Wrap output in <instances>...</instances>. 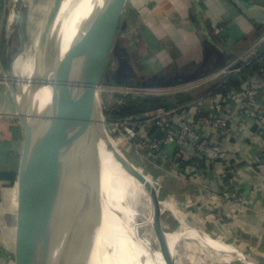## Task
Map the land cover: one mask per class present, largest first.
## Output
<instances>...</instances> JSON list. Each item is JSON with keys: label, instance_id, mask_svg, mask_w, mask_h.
I'll use <instances>...</instances> for the list:
<instances>
[{"label": "crops", "instance_id": "obj_1", "mask_svg": "<svg viewBox=\"0 0 264 264\" xmlns=\"http://www.w3.org/2000/svg\"><path fill=\"white\" fill-rule=\"evenodd\" d=\"M135 12L134 25L140 36L135 51L141 60L153 64L158 62L153 59L167 53L178 68L191 64L196 70H205L207 73L198 78H205L203 83L233 64L237 56L264 31V0H202L200 3L193 0H127L123 14L135 15ZM19 13L15 0H0V115L10 112L12 107L8 104L11 96L4 77L10 69L7 63L12 62L16 46ZM147 16L169 20L165 40L152 36L146 38L142 26L147 22ZM216 26H224V30L214 34ZM147 54L150 55L149 60L144 56ZM237 99L233 97L228 104V108L234 111H229L230 115L234 116L239 107ZM234 118L236 132L230 139L221 141L213 128L205 131L214 142L221 141L229 154L238 159L241 168L238 183L244 193L243 201L235 203L221 197L223 169L217 165L211 166V173L191 175L184 180L166 172V194L174 205L191 208V214L197 217L204 230L212 233L216 242L232 247L235 256L252 264H264V140L255 133L252 123L245 121L239 126L242 120ZM1 119L0 124L5 122ZM186 154L187 159L194 155L191 146ZM9 156L12 162L4 165L3 151H0V173L6 168L16 170L18 160L13 157L18 154ZM15 193H18L15 185L7 186L0 180V264H13L14 252L10 245L14 244L17 228ZM169 211L172 212L171 209ZM175 219L172 224H182L181 219L180 222L179 218Z\"/></svg>", "mask_w": 264, "mask_h": 264}, {"label": "water", "instance_id": "obj_2", "mask_svg": "<svg viewBox=\"0 0 264 264\" xmlns=\"http://www.w3.org/2000/svg\"><path fill=\"white\" fill-rule=\"evenodd\" d=\"M126 3L127 0H102L84 23L78 43L77 68L70 71L43 160L32 153L28 117L16 101L11 68L5 74L25 128V147L18 171L20 197L16 230L18 237L28 235L30 244L23 246L17 241L16 264H84L87 251L94 247L103 213L101 182L91 171L85 170L83 160L75 153V145L85 147L93 127L99 84L113 51ZM15 5L21 12V0H15ZM205 73L198 70L192 75L178 74L168 81L161 76L158 83L149 79L151 82L143 87L182 84L201 78ZM135 173L151 198L153 228L161 242L163 259L166 264H172L161 223L159 198L145 176L137 170ZM95 209L99 212L98 220Z\"/></svg>", "mask_w": 264, "mask_h": 264}, {"label": "rangeland", "instance_id": "obj_3", "mask_svg": "<svg viewBox=\"0 0 264 264\" xmlns=\"http://www.w3.org/2000/svg\"><path fill=\"white\" fill-rule=\"evenodd\" d=\"M9 1L11 2V0ZM53 7L54 0H21V12L18 17L19 20L16 23L19 29L16 34V46L14 48V54L12 55V62L7 63L12 71L11 83L15 91L19 94L23 92V88L27 85L28 80L26 77L27 73H24L16 65V61L19 58H28L33 63L34 54L37 52V39L40 33H42L45 20ZM136 12L135 15L132 13H128L130 14L128 16L125 13L123 14L113 51L98 88L99 110L103 116L107 135L118 151L123 154L124 158L138 172L145 176L157 194L162 214L161 223L163 225L164 235H166L169 244V257L172 260V264H235L239 262L240 264H249V261L247 262L245 259L235 256L232 247L224 245L221 242H216L217 240L213 234L204 230L200 222L197 221V217L191 214V208L185 209L181 205L173 207L167 203V201L169 202V198L166 194L164 183V174L166 171H157L155 166L131 145L132 141L126 133L127 129H133L134 126V132L142 129L144 127L143 122L147 120L145 116L150 112H146L140 116L129 115L118 119L113 115V112L117 108L123 106L127 99L133 97L156 96L161 98L159 104H172L171 107H174L173 105L178 101H184L188 98L193 101L209 92L212 89L211 87L223 82L227 77L223 74L219 76L213 75L210 77L212 80L208 82L203 83L200 80V83L194 82L191 84L192 86H186L185 88L187 90L183 93V89L180 86L175 87V85L143 87V85L151 82L149 79H152L153 83H158L159 77L162 76L168 81L177 76L178 71L183 69L186 71L190 69L192 71L191 69H195V67L190 64L178 68L170 61L167 53L161 54L158 58L153 59L154 61H158L153 64L143 62L141 60L142 57L136 54L135 51L137 49L136 41L140 38L138 36L139 31H136L137 28L134 25ZM169 25V20H166V17L156 19L153 16H147V22L143 24L142 29L145 31L146 38L152 36L153 38L158 37L159 40H165ZM46 31L50 34L48 29ZM43 53L44 50L41 51V54L37 52L34 60L36 63L43 62ZM144 56L149 60L150 55L147 54V56ZM156 64H158V68H156ZM10 96L11 99L8 100V104L12 106L10 112L7 111L4 115H0V119L3 118L5 120L4 123L0 124V151H4L7 148L9 155L13 154L14 156V153L18 154V156L13 157V159L18 160V165L16 166V170H18L16 171L12 168L18 174L25 147V128L17 114V104L11 91ZM33 104L30 102L26 106L27 110L24 112L27 117L31 114ZM128 117L131 119H127ZM155 178H158L159 182L161 181L160 185ZM158 186H161V189ZM15 187L18 189V183L15 184ZM142 194L143 196L138 202L139 205H137L138 213L134 218V224L141 238L139 239L140 242L137 245V249L142 253L143 251L146 252L157 264H166L160 251L161 242L153 228V209L150 195L146 189H142ZM19 197V194L15 193L14 199L17 205L14 212H16V215L19 211ZM165 203H167L166 206ZM169 208H173L171 211L174 214L169 211ZM95 211L98 220L99 212L96 209ZM173 216L179 218V222L182 220V224L177 225L174 223L175 226H173L171 222L176 220ZM29 240L30 237L26 234L18 237V232L15 230L14 244L10 245V249L14 252L12 257L13 264H16L17 260L15 255L17 241H19V244L26 246L30 244ZM87 246L89 245L87 244ZM3 255L5 256V252H3ZM140 258L142 261L146 260L144 256H140ZM7 263L5 262V264Z\"/></svg>", "mask_w": 264, "mask_h": 264}, {"label": "bare ground", "instance_id": "obj_4", "mask_svg": "<svg viewBox=\"0 0 264 264\" xmlns=\"http://www.w3.org/2000/svg\"><path fill=\"white\" fill-rule=\"evenodd\" d=\"M101 2L55 0L36 43L38 53L44 50L43 62L34 61L37 52L33 63L28 58L16 61L27 73L28 83L15 97L23 111L30 102L34 103L27 123L31 130L32 153L39 160L47 153L70 71L77 68L78 43L84 23ZM75 153L83 160L85 170L91 171L101 182V224L84 264H157L146 252L137 249L141 238L134 218L145 187L133 165L109 139L99 101L87 143L85 147L77 143ZM140 256L146 260L142 261Z\"/></svg>", "mask_w": 264, "mask_h": 264}, {"label": "built area", "instance_id": "obj_5", "mask_svg": "<svg viewBox=\"0 0 264 264\" xmlns=\"http://www.w3.org/2000/svg\"><path fill=\"white\" fill-rule=\"evenodd\" d=\"M193 1L200 3L202 0ZM223 27L216 26L213 30L214 34H220L224 30ZM262 56H264V33L239 54L233 64L222 68L214 75L223 74L228 77L238 74L252 60ZM227 77L223 82H226ZM204 79H196L175 87L180 86L183 93L187 90L186 86L200 80L202 82ZM262 92L264 94V67L248 77L240 90L232 93L227 100L219 94L213 95L209 92L185 105L161 107L145 116L147 120L143 122L142 129L134 132V126L133 129H127L126 133L132 141L131 145L141 152L140 154L149 160L157 171L172 172L178 179L184 180L191 175L211 173V166L221 167L223 169L222 181H220L223 187L221 197L227 201L241 203L244 196L238 183L241 168L237 162L238 159L229 154L221 141L230 139L235 134V116L242 120V123L237 122L239 126H242L245 121L252 123L255 133L264 140V95H261ZM233 97L239 99H237L239 107L234 116L230 115V112L234 111L231 107L228 108ZM202 108L204 111L200 110ZM206 128L215 129L221 141L214 142L206 133ZM189 146L192 147L194 155L187 159L189 157L186 150ZM192 159L195 160L193 164L184 165ZM155 180L160 185L161 181L159 182L158 178ZM158 187L161 189V186ZM167 203L176 206L170 199Z\"/></svg>", "mask_w": 264, "mask_h": 264}, {"label": "trees", "instance_id": "obj_6", "mask_svg": "<svg viewBox=\"0 0 264 264\" xmlns=\"http://www.w3.org/2000/svg\"><path fill=\"white\" fill-rule=\"evenodd\" d=\"M264 67V56L261 58H257L252 60L248 65H246L242 71L238 74L231 75L227 77L226 82H221L216 86L211 87L212 89L210 92L213 95L219 94L222 96L223 99L227 100L232 93L238 92L242 86V84L247 80L248 77L252 76L254 73L259 72L260 69ZM192 71H186V70H181L178 71V74H191L195 73L196 69H191ZM192 99L188 98L184 101H178L175 105H185L189 102H191ZM161 101V98H158L156 96H147V97H133L129 98L126 100L125 104L123 106H120L117 108L114 112L113 115L117 119L118 118H124L129 115H143L146 112L153 113L155 112L158 108H171L172 104L164 105V104H159ZM165 101V100H164ZM168 101V99H167ZM204 111V108L200 109ZM209 113L211 110H207ZM207 113V112H206ZM3 164L4 165H9V163L12 162V157L8 155V150L7 148L3 151ZM176 160V159H175ZM174 160V163H175ZM178 161V160H177ZM194 159L185 162L184 165H191L194 163ZM193 162V163H192ZM157 175V174H155ZM0 180H2L4 183H7V186H14L16 183L19 182V175L17 172L13 171L12 169L8 170L7 168L1 171L0 173ZM175 226V224H172Z\"/></svg>", "mask_w": 264, "mask_h": 264}]
</instances>
